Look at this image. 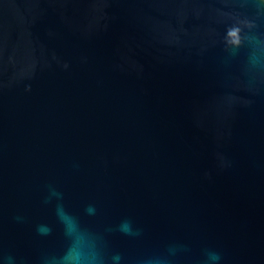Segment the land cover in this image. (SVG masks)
Masks as SVG:
<instances>
[{
	"label": "water",
	"instance_id": "1",
	"mask_svg": "<svg viewBox=\"0 0 264 264\" xmlns=\"http://www.w3.org/2000/svg\"><path fill=\"white\" fill-rule=\"evenodd\" d=\"M57 203L105 264H264V0H0V264Z\"/></svg>",
	"mask_w": 264,
	"mask_h": 264
},
{
	"label": "clouds",
	"instance_id": "2",
	"mask_svg": "<svg viewBox=\"0 0 264 264\" xmlns=\"http://www.w3.org/2000/svg\"><path fill=\"white\" fill-rule=\"evenodd\" d=\"M56 199L62 200V194L54 188L49 190L48 201ZM88 211H94L89 209ZM56 216L59 222L64 226L66 236L71 240V244L60 258L61 264H105V258L100 251L95 239L79 226V223L70 212H68L62 203L56 205ZM42 234H49L51 229L47 226H41L39 229ZM118 230L126 235H133V227L130 221H122ZM113 264H119L121 257L115 254L111 258Z\"/></svg>",
	"mask_w": 264,
	"mask_h": 264
}]
</instances>
